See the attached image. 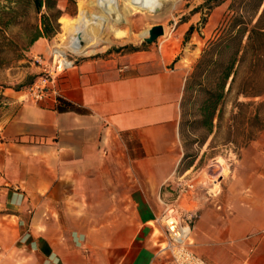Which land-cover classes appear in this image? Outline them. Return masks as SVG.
I'll return each instance as SVG.
<instances>
[{
  "label": "crops",
  "instance_id": "0c3cea01",
  "mask_svg": "<svg viewBox=\"0 0 264 264\" xmlns=\"http://www.w3.org/2000/svg\"><path fill=\"white\" fill-rule=\"evenodd\" d=\"M156 1L148 15L154 19L178 2ZM191 26L174 29L181 42ZM46 44L35 41L28 58H46ZM160 45L159 53L128 48L77 58L57 80L56 95L37 103L26 93H4L0 205L28 228L14 264H168L157 252L156 219L173 195L163 186L182 176L188 71L175 61L178 53L164 57ZM38 72L34 67L35 78ZM259 145L240 148L209 202L203 187L178 202L198 213L190 248L208 264H264Z\"/></svg>",
  "mask_w": 264,
  "mask_h": 264
},
{
  "label": "rangeland",
  "instance_id": "374dc122",
  "mask_svg": "<svg viewBox=\"0 0 264 264\" xmlns=\"http://www.w3.org/2000/svg\"><path fill=\"white\" fill-rule=\"evenodd\" d=\"M55 1L61 15L56 21V33L47 38L46 45L49 47L46 58L51 47L60 44L58 36L62 34V23L75 18L78 3L86 0ZM7 6L6 0H0V8H6L1 15L3 22L11 17ZM122 10L126 13L131 12L125 2L122 4ZM263 10L264 0H218L217 3H208V0H178L172 11L167 10L156 19L145 14H135L128 17V23L120 27L121 30L130 28L132 31H129L135 37L144 29L160 25L163 29L171 30L172 35L166 33V36H160L151 44L138 39L121 43L109 35L114 44L105 52L79 55L93 57L128 48H151L159 53V40L167 41L160 45L161 54L164 57H171L173 53H178L175 61L187 68L188 79L194 72L200 74V69L196 71V65L204 56V51L209 50L212 44L227 40V47L223 48L220 54L215 55L212 52L205 57V60L209 61L206 67L208 72L201 80L207 88L213 89L219 80L220 70L228 66L233 59L235 60L233 74L227 81L223 100L219 106L221 118L219 121L217 116L214 118L212 133H208L207 127L201 120L200 109L205 98L204 94L195 88L186 94L183 104L182 142L185 158L178 167L176 176L188 171L184 180L197 177L196 185L203 187V191L211 188L212 192L218 191V183L230 175L229 171L240 155V148L244 146L243 135L246 130L253 131L254 140L260 142L258 150L264 152V34L255 35L250 43L248 41L250 31L256 26ZM16 13L15 23L3 29L4 47L6 50L18 51L21 58L15 60V55L8 53L6 60L9 64L0 69V92L3 96L0 112L6 103L4 93H26L27 84L36 75L34 74L36 65L27 54L33 28L39 24L41 14L36 15L31 4L17 6ZM42 13H45L44 9ZM189 22L192 25L191 32L186 33L185 41L181 42V37L174 29ZM259 27H264V16L260 19ZM232 77H234L233 82H231ZM240 104L243 106L240 107ZM255 113H258V121L251 120ZM236 114H239V117L233 120L232 116ZM258 129L263 131L256 133ZM179 207L182 210L192 208V206L186 207L184 203ZM7 213L8 211L0 205V264H14L16 246L22 241L18 240L19 235L22 237V234L24 235L28 230L23 221L6 217Z\"/></svg>",
  "mask_w": 264,
  "mask_h": 264
},
{
  "label": "built area",
  "instance_id": "2783aa9c",
  "mask_svg": "<svg viewBox=\"0 0 264 264\" xmlns=\"http://www.w3.org/2000/svg\"><path fill=\"white\" fill-rule=\"evenodd\" d=\"M79 55L51 47L47 58L36 56L32 58L39 72L33 83L26 90V97L33 103L44 100L49 94L56 95L55 84L57 80L72 68ZM179 176L174 182H168L163 187L173 194L171 199L163 203V211L156 219L162 242L158 247V254L167 258L168 264H208L197 257L191 250L190 236L195 221L198 219L197 211H184L179 207L182 196L196 190L197 177L184 180ZM219 184V183H218ZM219 194L205 189V202Z\"/></svg>",
  "mask_w": 264,
  "mask_h": 264
},
{
  "label": "trees",
  "instance_id": "16d2710c",
  "mask_svg": "<svg viewBox=\"0 0 264 264\" xmlns=\"http://www.w3.org/2000/svg\"><path fill=\"white\" fill-rule=\"evenodd\" d=\"M8 6L7 10L11 17L7 19L5 22L1 20V15L5 11L6 8H0V69L5 68L9 62L6 60V56L8 53H11L12 55H15V60H19L21 56L18 51L14 49L6 50L4 47V41L5 37L3 35V29L8 28L11 24L15 23V20H17V6L21 5H32L35 11L36 15H40V22L39 24H36L33 28V33L29 42V45L31 46L35 41H37L39 38H50L52 37L56 31H57V24L56 21L61 15V11L56 8V1L55 0H6ZM211 2H218V0H208V3ZM15 6V7H13ZM45 10V13H42V10ZM264 16V10L256 23V26L250 31L248 41L249 43L253 39V36H259L264 34V27H259L260 25V19ZM190 28L187 33L189 34L191 32ZM227 47V40H223L221 42L212 44L209 50L204 51V56L200 59L198 64L196 65V71L200 69V74L197 75V72H194L188 79L186 80L185 87H184V96L186 94L193 90L198 89L199 92L203 93L205 98L201 105V120L202 124L207 127L208 133L210 134L212 132L213 128V120L217 116L218 121L221 118V111L219 110V106L221 104V101L223 100V92L226 87L227 81L230 78V76L233 74L232 69L234 65V59L233 61L228 65L223 67L220 70V77L217 81L215 87L213 89H209L205 86L204 82L201 81L203 78H205V75L207 74V65L209 61L205 60V57L207 55L212 54L214 52L215 55L220 54L223 51V48L225 49ZM239 51L236 53L238 54ZM236 54V55H237ZM211 65V64H210ZM202 68V69H201ZM35 78L30 79V82L27 84L26 87H29ZM234 77H232L231 82H233ZM2 100L3 96L0 92V107L2 106ZM240 107L243 106V104L239 105ZM217 114V115H216ZM237 117H239V114L233 115L232 119L235 120ZM258 113H255L254 117L251 119L253 121H258ZM250 120V118H249ZM263 129H258L256 133H261ZM255 133V134H256ZM244 140L246 145L249 141L254 140L253 131L246 130L244 135Z\"/></svg>",
  "mask_w": 264,
  "mask_h": 264
},
{
  "label": "bare ground",
  "instance_id": "6f19581e",
  "mask_svg": "<svg viewBox=\"0 0 264 264\" xmlns=\"http://www.w3.org/2000/svg\"><path fill=\"white\" fill-rule=\"evenodd\" d=\"M124 2L131 12L128 10L129 13H126L122 10ZM157 8L156 0H86L79 2L76 17L62 23V34L58 36L60 44L55 48L83 56L105 52L110 45L114 44L111 36L121 43L135 39L143 41L148 37L150 29H144L134 37L131 31L121 30L120 27L128 23V17L135 14L153 15Z\"/></svg>",
  "mask_w": 264,
  "mask_h": 264
},
{
  "label": "water",
  "instance_id": "95a60500",
  "mask_svg": "<svg viewBox=\"0 0 264 264\" xmlns=\"http://www.w3.org/2000/svg\"><path fill=\"white\" fill-rule=\"evenodd\" d=\"M163 33H164V29L162 26L160 25L153 26L148 32V37L143 41L147 44H151L154 41H156L160 36H162Z\"/></svg>",
  "mask_w": 264,
  "mask_h": 264
}]
</instances>
